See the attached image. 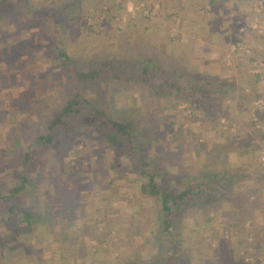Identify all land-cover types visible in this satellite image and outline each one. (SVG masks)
Instances as JSON below:
<instances>
[{
    "label": "rangeland",
    "instance_id": "1",
    "mask_svg": "<svg viewBox=\"0 0 264 264\" xmlns=\"http://www.w3.org/2000/svg\"><path fill=\"white\" fill-rule=\"evenodd\" d=\"M167 1L170 6L172 0ZM5 2L0 12V190L13 184L15 172L20 168L19 157L25 143L21 142L24 110L34 102V96L41 98L45 92H50L48 102L53 106L51 92L60 84L67 87L66 80L54 83L56 72L62 71V61L54 62L53 70L49 67L57 56L51 49L54 42L68 56V68L83 71L100 68L97 77L88 82H78L72 77L73 84L76 83L81 93L98 108L108 115L128 110L154 115L153 124L159 134L157 137L146 134L152 145L146 152L152 161L149 169L160 174L158 180L162 184L183 188L191 177L195 180L197 174L224 170V165L229 164L227 158L241 164L234 170L240 175L234 182L229 181V187L225 185L230 195L251 191L257 186L259 175L264 178V141L257 143L260 155L253 152L255 158L249 165L241 163L245 159L238 156L237 149L222 158L225 149L236 145L237 136L249 129L246 121L250 119L256 128H264L255 114L259 108L264 116V108H261L264 71H260L262 84L253 86L251 81L257 69L249 70V66L246 74L238 71L232 76L223 68L219 73L196 68L190 58L193 44L183 34L187 21L178 20L180 14L175 16L178 22L169 21V6L165 0ZM190 3L188 0V6ZM195 3V11L197 6L202 12L213 9L214 14L220 13L222 20L214 23L208 31L210 36L217 34L221 26L224 29L225 23L230 30L234 25L240 29L238 36L230 40L239 53L246 51V55L248 49V54L254 53L252 38L257 34L262 44L264 0H246L238 10L233 7L234 0H208L207 6L202 0ZM237 14L242 16L236 18ZM159 34L168 37L161 36L158 41ZM221 36L215 38L219 43L224 42V34ZM201 40L205 42L208 38ZM247 62L245 56V67ZM143 64L155 69L158 79L176 80L185 85L186 77L190 76L211 91L207 95L190 92V96H186L172 89L142 87L134 81H124L123 78L138 73ZM34 75L38 76L37 85L35 81L30 82ZM256 95L258 98L252 102ZM24 96H29L31 101H26ZM39 114L29 117L37 126L33 124L25 128V132L31 134V129L35 132L42 127ZM244 114L248 120L240 119ZM89 121L63 133L55 146L35 149L33 167L29 171L31 183L17 196V202L31 209L37 220L33 222V230L19 235V240L8 234L4 244L9 248L6 256L11 262L117 264L136 261L134 263L140 264L138 262L148 261L157 253L158 221L152 201L140 204L134 188L136 183L126 181L122 170L116 175L112 162L119 160L129 168L128 159L122 150H111L95 131L93 120ZM169 121H172L171 126ZM228 124L231 127L225 133ZM145 126H140L143 133H147ZM139 136L143 139L144 134ZM210 186L212 196L220 193ZM221 196L220 202L207 203L204 199L175 215V224L184 238L177 255L181 254L185 264H229L228 259L234 257V253H242L245 259L252 256L264 264L262 214L253 218L247 215L249 221L245 222L246 226L251 222L258 240L247 247L238 245L239 232L228 233L224 229L227 220L224 210L232 209L233 205L224 201V192ZM3 207L0 204V235L11 229L3 224L6 221ZM11 220L15 227L13 216ZM250 235L248 241L253 240Z\"/></svg>",
    "mask_w": 264,
    "mask_h": 264
},
{
    "label": "trees",
    "instance_id": "2",
    "mask_svg": "<svg viewBox=\"0 0 264 264\" xmlns=\"http://www.w3.org/2000/svg\"><path fill=\"white\" fill-rule=\"evenodd\" d=\"M5 1L6 0H0V12H3ZM52 48V51L56 52L57 56L55 59L51 60L49 64L50 69L53 70L51 66L54 62L59 60L62 61L60 68L62 71L56 72L57 74L54 72L56 75L54 83L58 82L60 84V82L66 80L65 83L67 87L60 84L57 89L51 92V99L54 103L53 106H49L48 102L50 100V94L48 93L50 92H45L44 96L41 98H36L34 96V102H31V104L28 105L30 107L24 110L25 116L22 118V126H24V128L22 127L23 129L21 131L23 139L21 142H25L26 144H23L21 156L19 157L20 168L15 172V181L13 184L6 190H0V204L4 205L2 212L4 217H6V221H3V224L6 228L8 226L11 227L10 230L6 229V231L0 235V264H15L6 256L9 248L4 242L8 234H13L14 236L10 235V237H17L19 240V235L33 230V222L37 220L31 209L17 202V196L26 189L29 183H31L29 171H31L33 167V153L35 149H48L53 145L55 146L57 141L61 139L63 133L72 131L76 129L78 125L84 124V122H90L89 120H93L92 126L95 125L93 126L96 127L95 131L107 141L110 149L122 150V153H124L128 159L129 168L123 166L122 162L119 160H114L112 162L113 164L111 163V167L115 169L116 175L122 170L126 181L131 184L136 183L134 188L137 189L138 193L136 192V194H138L140 204L147 200H151L153 203L158 221V251L151 257L152 259L138 263L185 264V261L180 258L181 254L177 255L179 250L181 251L184 238L179 226L175 224V215L183 208L191 206L195 202L204 201V199L207 203L215 201L220 202L222 201L221 194L223 192L224 201L233 205L232 209L224 210L225 213L224 211L222 212L227 217V220L224 221L225 231L228 233L234 232L235 234L239 232L240 236L237 238V244L244 247L250 246L254 241L258 240V236H256L253 228H251V222L248 226L245 225V222L249 221L247 215L253 218L254 215L261 213L264 218V178L262 176L259 175L257 186L251 191L245 190L230 195L229 192H226L225 185L229 187V181L234 182L237 178L236 176L240 175L239 173H235L234 170L241 164L240 162L232 161L227 158L229 164L228 166L224 165V170L221 172H216L214 170L212 174L211 172L197 174L196 179L194 180L193 177H191L192 179H190L183 188L162 184V182L158 180L160 174L149 169L152 161L146 152V149L149 150L152 147L151 139H147L146 134L152 133L154 137H157L156 135L159 134V130L155 128L153 124L154 115L152 113L140 115V112L129 110L123 113L108 115L105 110L98 108L95 103L85 97L81 93V88L75 85L76 83L73 84L72 79L73 77L78 82H88L92 78L97 77L100 68H90L86 71L68 68L66 64L68 56L64 54L56 42L51 46V49ZM61 57L65 58L61 59ZM150 68L151 66L148 64H143L138 69V73L123 79L124 81H134L142 87L152 86L163 90L172 89L176 93H181L186 96H190V92H200L207 95V93L211 91L189 75V77H186L187 82L184 83L185 85L177 83L176 80L171 81L166 78L163 80L162 78L158 79L155 74V69ZM156 69H159V67ZM41 73L42 76H44V72L41 71ZM35 79L38 80L37 75H34L30 82L34 83L35 81L36 85L39 84ZM72 84L73 88L71 87ZM29 92L33 91L29 90ZM23 98L26 99V101H31L29 96H24ZM23 98L20 99L21 102ZM257 98V95L253 96L251 99L252 102ZM256 109L258 111L255 113L258 119L257 121L264 123L263 111L258 110L259 108ZM44 110L47 112H44ZM39 112H43V114H39ZM33 114H35V116L39 114L38 119L42 120L43 125L40 129L35 131L36 134L33 129L30 130L31 134H29L24 131L26 130L25 128L33 126V124L37 126L34 120L29 118L33 116ZM245 118H247L245 114L240 116V119L248 120V118ZM169 123L171 126L172 121H169ZM246 123L249 129L247 131L245 129V131H242L241 134L237 136L235 140L236 145L229 146V150L225 149L224 156L222 157L223 160L233 149L238 150V156L244 157H242V160H245L241 162L244 166L249 165L251 159L255 158L252 156L253 152L260 155L258 154L259 149H257V143L264 141V128H256L255 123L250 119L246 121ZM144 124L146 125L145 130H147V133H143L142 129L140 130V126ZM230 127V124H228V126L224 128L225 133H228ZM139 134H144L143 139ZM137 135L139 138H137ZM12 151L14 153V149H12ZM205 168H207V166ZM208 177H211L212 181ZM144 178L145 182H142ZM112 183L113 181L110 182V185H112ZM210 185L215 187L212 189H219L220 193H213L214 195L212 196ZM231 186H233V184H231ZM223 187L224 190H221ZM221 191L223 192L221 193ZM11 216L14 217L15 227L11 224ZM248 234H251L250 238L253 240L248 241ZM233 256L234 257L228 259L229 264H263L252 256L250 259H245L246 257L242 253H234ZM59 262L60 261H58V264ZM134 262L136 261L117 264H136ZM34 264L42 263L37 260Z\"/></svg>",
    "mask_w": 264,
    "mask_h": 264
},
{
    "label": "crops",
    "instance_id": "3",
    "mask_svg": "<svg viewBox=\"0 0 264 264\" xmlns=\"http://www.w3.org/2000/svg\"><path fill=\"white\" fill-rule=\"evenodd\" d=\"M202 1L206 3V6L208 5V0H202ZM234 1L235 3L233 7L234 9L236 8L238 10L241 3L246 0H234ZM195 2H197V0L195 1L191 0L190 3L191 5L189 4L190 6L189 7L188 0H172L169 6L168 1L165 0V3L169 6V11H168L169 13L168 19H170L169 21L171 20L176 21L175 16L178 14H180V18L178 20H183L185 22L187 21L184 30L185 33L183 34L186 37H189L191 45L193 44L192 48L194 52L190 57L193 65H195L196 68L199 67L198 69L201 68V69L210 70L212 71V73L216 71H218L217 73H219L220 70L224 69V72H226L229 76H232L233 73L234 75H237L238 71L241 73V75H244L245 70L248 69L249 66V70L257 69L256 73H254L255 79L251 81V85L256 86V84L258 85L262 84L264 78L262 79L263 73H261L260 71H264V39L261 44L260 42L261 36L257 34V36L259 37L256 36L255 39L252 38L251 51L252 53L253 52L254 53L251 55L248 54L249 49L246 55H245L246 51L245 52L241 51L239 53V51L234 50L231 45V43H233L234 41L232 40L231 42L230 40L231 38H233V36L234 38L235 36L236 37L238 36V33H240V29L239 28L237 29L236 25H234L233 26L234 30L232 29L234 33H232L230 27L228 28V24L224 23L225 25L224 29H222V26L220 25L221 26V28L219 29L220 31H218L217 34H214V36H212L213 34L210 36L211 32L209 33L208 31L211 30V27L214 26L215 22L217 23L218 19L222 20V18H220L219 15L220 13H218V15L214 14L213 9L210 10L211 12L208 11L202 12L199 11L200 7L197 8V6L195 7L196 8L195 11L194 9V6L196 4ZM237 10L234 11L236 12ZM239 16H242V14H237L236 18H238ZM226 23H228V21ZM206 34H209V36H207ZM223 34H224V42L221 41V43H219L220 41L216 40L217 39L216 37L221 38L222 37L221 35ZM158 36H157L158 41H160V39L163 38L161 36L168 37V35L166 36L163 34H159ZM227 36L228 38L230 36V38L228 39ZM202 38H208V40L204 42L203 40H201ZM238 53L242 54V56L239 57ZM245 56L246 58H248V62H247L248 64L246 67L244 63ZM238 57L240 58V61ZM260 80L262 81L259 82Z\"/></svg>",
    "mask_w": 264,
    "mask_h": 264
},
{
    "label": "built area",
    "instance_id": "4",
    "mask_svg": "<svg viewBox=\"0 0 264 264\" xmlns=\"http://www.w3.org/2000/svg\"><path fill=\"white\" fill-rule=\"evenodd\" d=\"M259 27H261V26H259ZM262 103V102H261ZM259 106V105H258ZM261 108H264V104H261Z\"/></svg>",
    "mask_w": 264,
    "mask_h": 264
}]
</instances>
